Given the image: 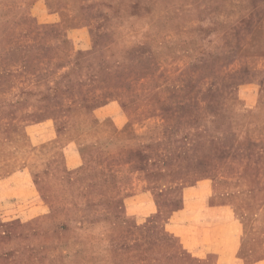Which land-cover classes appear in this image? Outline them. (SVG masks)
I'll list each match as a JSON object with an SVG mask.
<instances>
[{
  "label": "rangeland",
  "instance_id": "1",
  "mask_svg": "<svg viewBox=\"0 0 264 264\" xmlns=\"http://www.w3.org/2000/svg\"><path fill=\"white\" fill-rule=\"evenodd\" d=\"M11 6L0 16L25 9L37 28L20 23L18 38L8 37L30 60L0 64V141L24 134L58 144L23 189L0 184V264H215L212 254L198 256V243L195 252L184 247L170 217L185 206L182 219L215 226L204 213L223 211L202 202L208 181L212 202H231L250 183L264 197V171L254 174L264 153V0ZM104 176L106 190L95 191ZM197 183L199 192L184 190ZM99 192L118 195V213L92 206ZM34 203L40 213L22 218ZM52 213L56 233L42 246L8 227ZM104 220L99 238L87 240L89 256L73 261L79 222ZM112 220L126 224L113 229Z\"/></svg>",
  "mask_w": 264,
  "mask_h": 264
},
{
  "label": "crops",
  "instance_id": "2",
  "mask_svg": "<svg viewBox=\"0 0 264 264\" xmlns=\"http://www.w3.org/2000/svg\"><path fill=\"white\" fill-rule=\"evenodd\" d=\"M54 139L56 140L53 143L39 145L41 141L36 142L28 135L18 134L0 141V184L9 181L16 188L23 189L21 186H23L24 179L29 183V175L40 173L46 166L47 153H51L57 148L58 138L55 137ZM69 146V143L64 145L62 147L63 151ZM257 170L258 172L264 171V153L263 156L260 157L258 168L254 170L255 175H257L255 173ZM25 174L26 178H23ZM254 180L258 181V178L254 176ZM201 189L200 183H197L184 190L195 194ZM262 189L264 188L260 187L259 190L262 191L261 193H264ZM213 191V182L208 181L205 190L200 192V194L202 193V202L208 207L207 209L224 212V214H222L223 212H216L218 215H212V211H206L204 213V218L209 215V217L213 219L215 226L209 225L206 221L204 224L198 223L197 221V224H194L192 223L194 219H192L191 216L189 220L188 216L185 215L182 216V219L180 214L182 212H188L184 206L182 210L174 211L170 217V231L172 230V233L179 237L181 243L190 252H195L196 246L199 244L200 249L198 251V256L204 258L207 254H212L216 258L215 264H264V197L258 198L259 192H256L253 188V183H250V187L245 191H239L233 194L231 202H212L214 197ZM33 195L35 194L32 192V196ZM39 210V204H35L33 207L27 206L20 214L22 218H29L32 217V215L30 216L29 214L31 211H34L33 214L35 215L40 213ZM225 210H229V215ZM172 217H177L182 224L179 225L176 223L175 226H172ZM198 219H200V214L198 215ZM40 222V219L30 221L26 224L9 222L8 227L10 229L24 231L29 239H34L33 243L39 245L42 243L40 237ZM105 223V220L96 223H84L83 225L82 222H79L77 227L79 232H77V235L78 244L81 249L75 253L74 256L72 255L73 261L75 259L79 261L83 259V257L89 256V251L91 249L88 246L87 240L92 237L98 239L99 237L96 235L98 233L95 229L99 230ZM32 227L38 230L37 233L34 231L33 235L30 231ZM103 233L105 234V231H103ZM212 239H214L213 242H211ZM208 245L210 247L206 249ZM93 250L96 254L102 253L101 249L98 247Z\"/></svg>",
  "mask_w": 264,
  "mask_h": 264
},
{
  "label": "trees",
  "instance_id": "3",
  "mask_svg": "<svg viewBox=\"0 0 264 264\" xmlns=\"http://www.w3.org/2000/svg\"><path fill=\"white\" fill-rule=\"evenodd\" d=\"M16 0H11L10 4H2V2H0V12L2 10H9L11 9L13 6H11V4H14ZM20 17L15 18L14 16H11L10 18H6V16H0V64H15V63H20V62H28L30 60L29 57H27L25 54H23L22 52H24L23 48L20 46L21 45V40H16L13 43L9 42V36L14 38H18L13 36V31H16L17 28L19 27V24L21 23L24 26H27V28L29 29H33L35 30L37 27L34 25L33 22V18L28 14L27 10L22 9L20 12ZM7 15V14H6ZM20 41V42H18ZM18 42V43H17ZM20 43V44H19ZM64 43V41H63ZM106 179L104 176L103 179V183L102 185L98 186V188H94L95 191H99L102 187V190L104 188L105 189V185H106ZM101 191V190H100ZM102 196V201L94 203L92 206H103L102 204H105L106 206H104V208L106 209H111V202L112 200H117L116 197H112V198H108L106 196V194L104 192H99ZM88 205V204H87ZM108 207V208H107ZM122 206L117 207V209L114 210H108V212L110 214H112V212L114 213H118L119 210L121 209ZM118 215L115 216V218H117ZM119 218V217H118ZM54 219H56V214L49 215L46 219L43 220V222H40L39 225H41V230H40V237L46 239V240H52L54 238V233L55 229L57 228L55 226V222ZM48 223V225H47ZM112 224H113V229L114 227H119L120 224H126L125 220H122L121 223H118L114 220H112ZM38 225V224H37ZM61 230H64L66 227L65 225H60L59 227ZM30 231L32 232L31 234L33 235L34 231L37 233L38 230H35L33 227L30 229ZM42 241V240H41ZM53 241V240H52ZM52 241H50L52 243ZM46 243H41L40 246L45 245Z\"/></svg>",
  "mask_w": 264,
  "mask_h": 264
}]
</instances>
